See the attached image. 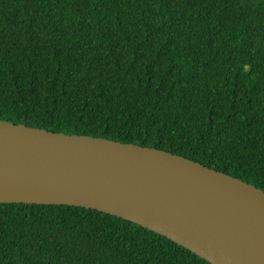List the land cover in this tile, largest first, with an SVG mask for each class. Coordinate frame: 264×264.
Masks as SVG:
<instances>
[{"label":"trees","instance_id":"obj_1","mask_svg":"<svg viewBox=\"0 0 264 264\" xmlns=\"http://www.w3.org/2000/svg\"><path fill=\"white\" fill-rule=\"evenodd\" d=\"M0 121L137 144L264 192V0H0ZM0 264H209L139 225L0 204Z\"/></svg>","mask_w":264,"mask_h":264},{"label":"water","instance_id":"obj_2","mask_svg":"<svg viewBox=\"0 0 264 264\" xmlns=\"http://www.w3.org/2000/svg\"><path fill=\"white\" fill-rule=\"evenodd\" d=\"M0 204L106 213L209 264H264V192L137 144L0 121Z\"/></svg>","mask_w":264,"mask_h":264}]
</instances>
